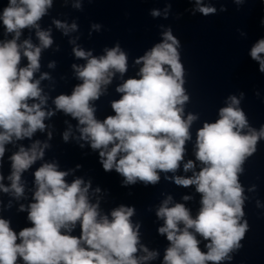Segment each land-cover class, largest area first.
Instances as JSON below:
<instances>
[{
	"label": "clouds",
	"instance_id": "obj_1",
	"mask_svg": "<svg viewBox=\"0 0 264 264\" xmlns=\"http://www.w3.org/2000/svg\"><path fill=\"white\" fill-rule=\"evenodd\" d=\"M235 2L241 4L243 0ZM195 3V11L204 16L216 13L215 7L203 5L202 0ZM51 5L52 0H8L0 15L6 31L15 34L12 40L0 44V158L4 156L5 144L13 138H31L37 130L43 131L45 118L54 114L43 110L46 97L41 94L40 81L33 79L40 67L41 47L33 46L30 40H25L23 45L16 42L22 29L35 27L41 46L47 48L52 44L49 32L40 31L37 24ZM167 12L165 9V16ZM152 15L159 16L160 12L153 10ZM54 23L64 29L65 34L76 29L75 24L69 28L60 21ZM261 24L264 25V20ZM163 37L162 43L136 60L137 64H143L140 78H129L117 88L123 95L111 104L114 116L97 120L90 101L99 98L102 86L108 85L116 72L127 71V56L119 45L106 49V55L99 58L74 48L77 58L87 60L83 66L73 65L83 82L71 95L62 94L54 100L56 110L71 115L83 126L78 128L80 138L89 141L93 150H100L103 169L106 172L115 169L124 177V185L137 181L155 184L160 179L158 170H177L184 156L185 142L190 139L189 127L196 119L191 114L187 119L182 118L183 105L189 97L183 87L180 41L171 28ZM21 47L28 60L26 67H19ZM262 54L264 39L258 40L250 51L251 58L259 63V71L264 73ZM41 78H47V74ZM230 99L231 104L220 109V118L214 123H204L197 132L196 158L205 166L191 178H175L178 185H196V190L202 194V207L196 218L191 217L183 204L168 207L171 198L157 210L156 215L164 219L159 233L166 234L170 242L164 264H206L207 261L219 264L230 259L228 254L241 246L248 225L246 221L239 222L244 215V197L238 173L243 171L241 165L246 156L256 151L257 141L264 138V127L259 132L250 129L247 134L243 133L248 126L245 113L237 107L239 100L235 96ZM29 100L39 103L29 104ZM69 135L70 130L63 134L66 142ZM46 147L47 144L41 147L40 141L29 149L20 147L10 158L11 186L0 183V190H11L16 197L22 196L21 173L43 157ZM193 167V162L189 161L184 170ZM67 175L58 171L54 163H45L35 171V202L28 209V219L33 226L17 235L9 221L0 218V264H16L18 257L25 264H141L142 260L155 258L157 253L143 246L147 255L139 258L135 255L139 225L134 227L130 220L134 208L114 209L111 220L107 215L101 216L98 204L88 200L90 182L85 184L77 178L69 184L65 181ZM77 222L81 228L79 237L69 234ZM189 229L209 241L206 253L200 250V242Z\"/></svg>",
	"mask_w": 264,
	"mask_h": 264
}]
</instances>
